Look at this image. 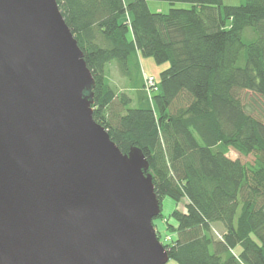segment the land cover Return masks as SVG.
<instances>
[{
    "label": "trees",
    "instance_id": "16d2710c",
    "mask_svg": "<svg viewBox=\"0 0 264 264\" xmlns=\"http://www.w3.org/2000/svg\"><path fill=\"white\" fill-rule=\"evenodd\" d=\"M166 1L192 5L154 12L148 0H58L94 76V118L123 152L147 157L161 205L155 227L164 197L188 199L171 212L175 224L167 218L171 259L264 264V119L254 113L264 101V0ZM141 56L169 62L156 89ZM113 62L123 92L108 76Z\"/></svg>",
    "mask_w": 264,
    "mask_h": 264
},
{
    "label": "water",
    "instance_id": "95a60500",
    "mask_svg": "<svg viewBox=\"0 0 264 264\" xmlns=\"http://www.w3.org/2000/svg\"><path fill=\"white\" fill-rule=\"evenodd\" d=\"M58 0H0V264H167L143 151L93 115Z\"/></svg>",
    "mask_w": 264,
    "mask_h": 264
},
{
    "label": "rangeland",
    "instance_id": "374dc122",
    "mask_svg": "<svg viewBox=\"0 0 264 264\" xmlns=\"http://www.w3.org/2000/svg\"><path fill=\"white\" fill-rule=\"evenodd\" d=\"M127 1H132V0H127ZM245 2V0H223V3L225 5L231 4V5H238ZM149 6L152 11H158V12H167L169 11L170 8H188L191 7V3L189 2H182V1H177V2H170L166 0H148ZM250 29H246L245 35L250 32ZM139 63L140 67L142 69V72L145 75H151L156 78L157 82L159 81L160 78V73L163 69L167 68L169 66V62H164V63H157L153 57H145L141 56L139 57ZM109 72L108 76L111 80V83L119 90V92H123L126 90V79L121 75V72L119 68L117 67L116 62L111 63L109 66ZM256 103H259L260 105L256 104V108L254 109L255 115L262 117L264 119V101L262 102L261 99H258ZM252 110V108H250ZM231 154H238L242 157L243 161H246L248 163H252L254 161V155H243L240 153H237L235 150L230 151ZM188 202L187 198H183L181 201L176 202L174 199H172L169 196H166L162 200V217H159L155 220L156 222V227L157 224L159 225V228L157 227V230H160V234H162V240L166 236H169V234L166 231V219H169V222L172 224L176 223V220L171 217V212L175 209L178 208L181 211H186V203ZM215 232H222V228L220 225H215L214 228ZM172 236V235H171ZM172 242V240H171ZM170 242V244H171ZM163 243V242H162ZM165 244V243H163ZM168 246V244H166ZM168 264H178L176 261L173 259H170Z\"/></svg>",
    "mask_w": 264,
    "mask_h": 264
},
{
    "label": "built area",
    "instance_id": "2783aa9c",
    "mask_svg": "<svg viewBox=\"0 0 264 264\" xmlns=\"http://www.w3.org/2000/svg\"><path fill=\"white\" fill-rule=\"evenodd\" d=\"M145 85H146L148 90L156 89L157 86H156L155 77H153L151 75H145ZM171 240H172V236H171V234H169V236H166L162 242L165 244H170Z\"/></svg>",
    "mask_w": 264,
    "mask_h": 264
},
{
    "label": "crops",
    "instance_id": "0c3cea01",
    "mask_svg": "<svg viewBox=\"0 0 264 264\" xmlns=\"http://www.w3.org/2000/svg\"><path fill=\"white\" fill-rule=\"evenodd\" d=\"M168 219H166V222H168L167 221ZM157 227L159 228V225L157 224ZM221 227V226H220ZM166 228V227H165ZM168 234H171L172 235V237H173V233H169V232H167Z\"/></svg>",
    "mask_w": 264,
    "mask_h": 264
}]
</instances>
